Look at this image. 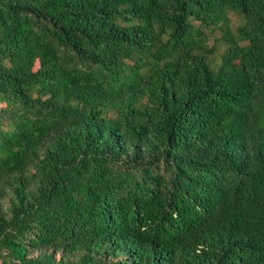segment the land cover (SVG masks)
I'll list each match as a JSON object with an SVG mask.
<instances>
[{
    "label": "trees",
    "instance_id": "trees-1",
    "mask_svg": "<svg viewBox=\"0 0 264 264\" xmlns=\"http://www.w3.org/2000/svg\"><path fill=\"white\" fill-rule=\"evenodd\" d=\"M0 104V264H264V0H0Z\"/></svg>",
    "mask_w": 264,
    "mask_h": 264
},
{
    "label": "rangeland",
    "instance_id": "rangeland-1",
    "mask_svg": "<svg viewBox=\"0 0 264 264\" xmlns=\"http://www.w3.org/2000/svg\"><path fill=\"white\" fill-rule=\"evenodd\" d=\"M229 16L231 19V25L233 27L237 26L238 24L242 22L240 15H237L235 13H232V14L230 13ZM219 36H220V33L218 30L209 33L208 46L209 47L214 46V51L209 57L213 68H216L219 65L222 54L224 52V48H225V45L222 42H219V43L214 42V39L219 38ZM0 108H1V104H0Z\"/></svg>",
    "mask_w": 264,
    "mask_h": 264
}]
</instances>
